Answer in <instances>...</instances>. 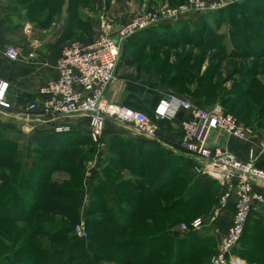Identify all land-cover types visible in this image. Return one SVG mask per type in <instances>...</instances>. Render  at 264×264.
Returning <instances> with one entry per match:
<instances>
[{
  "label": "rangeland",
  "instance_id": "1",
  "mask_svg": "<svg viewBox=\"0 0 264 264\" xmlns=\"http://www.w3.org/2000/svg\"><path fill=\"white\" fill-rule=\"evenodd\" d=\"M46 1L15 0V3L25 12V22L39 31H54L58 22L64 20L63 37L59 43L61 46L72 41H93L108 25L112 26L115 34L135 16L146 11L159 15L192 1L206 3L210 7L214 3H233L234 0ZM244 2L248 4L240 11L223 13L222 17L216 18L215 14L222 8L202 17L205 22L197 27L198 33L194 40H199V31L205 23L209 31L214 32L215 43L208 45L210 48L202 44H183L175 49L157 48L140 42L139 33L126 43L123 56L126 63L136 67V70L138 66L148 73L157 71L163 84L175 85L172 86L175 94L191 102L194 107L198 106L190 100L191 95L204 101L209 106L207 111L220 106L238 121L242 120L244 123L240 122L252 128L256 134H264V58L251 56L254 48H264V0ZM201 16H205L203 12H193L180 20L193 19L191 29H195L199 23L196 19ZM245 35L248 42L244 41ZM179 75L184 80L175 82ZM198 89L205 91L198 93ZM239 93L246 97H233ZM11 121L0 116V154L11 152L9 154L18 158L15 166L0 169V264H51L55 250L77 241L82 248L73 259L63 264H209L219 243L212 236L213 231L183 233L178 230L197 218L208 217L217 207L221 187L219 183L214 185L212 189L216 193H212V197L182 206V199L197 194L193 183L199 179V175H203L190 157L180 155L178 158L167 149H164L168 152L165 153L154 147L147 150L154 151L152 154L140 153L139 163L133 158L126 160L128 165L133 164L131 170L102 165L97 169L101 176L92 188L97 187L95 195L91 194L89 198L80 195L74 212L68 216H57L43 205L46 198L42 196V190L52 183H73L75 186L76 181L82 182L85 174L91 170L96 146L90 141L73 146L68 151V160L58 159L50 154L51 150L36 144V131L41 130V127L34 126L32 133L35 135L28 136V133L20 131L19 125L10 127L7 123ZM252 148L257 151L258 164L264 153L257 150L256 145L248 150L246 160L239 159L247 161ZM119 150L122 151L123 147H118ZM125 150L124 154L135 155L132 148L127 147ZM37 155L43 164L34 167L33 159ZM118 155L124 160V155ZM78 162H82V168H76ZM164 168L171 172L165 179L159 175ZM2 177L9 178L10 182H1ZM122 192L136 200L138 205L146 207V212L126 205ZM113 198L117 200V206ZM150 209L152 211L147 212ZM127 211L129 218L126 217ZM121 221H125L129 229L122 228ZM256 221L264 226V219L261 218L253 219L250 227ZM97 222L104 225L102 232L93 229ZM140 223L150 229L148 234H140L137 227ZM77 227L84 228V235L78 234ZM122 229L125 232H120ZM215 235L220 234L217 231ZM252 237L246 239L242 247L240 258L246 264H251L250 257L264 261L263 242L258 236ZM132 239L138 240L136 247L128 243ZM166 239L170 242L166 247H161ZM253 240L261 243L257 250L254 245L250 246ZM25 245L33 246L34 251L25 254ZM197 250L200 251L196 253ZM150 251H153V257L145 260L144 257Z\"/></svg>",
  "mask_w": 264,
  "mask_h": 264
},
{
  "label": "built area",
  "instance_id": "2",
  "mask_svg": "<svg viewBox=\"0 0 264 264\" xmlns=\"http://www.w3.org/2000/svg\"><path fill=\"white\" fill-rule=\"evenodd\" d=\"M244 1L246 0L214 3L210 7L206 3L192 1L159 15L146 11L135 16L116 35L112 26L108 25L93 41L66 43L57 59L58 77L39 89V95L44 99L42 110L37 112L36 104L29 107L30 112L35 114L32 118L48 122L72 117L85 119L90 137L96 143L100 142L106 123L114 121L161 144L158 127L144 113L115 107L106 98L117 79L126 42L140 32L176 23L193 12H203L206 15ZM6 55L12 61L19 59L18 52L13 47L8 48ZM28 57L32 59L35 55L30 53ZM6 89L7 84L0 82V106H3ZM181 109L191 113L193 117L192 122L185 124L187 133L181 140V147L203 175L219 183L221 194L218 206L206 217L207 220L197 218L189 225L181 226L178 231L191 233L205 227H214L233 200V222L227 233L219 239L217 250L209 264H246L236 252L250 216L264 215V167L256 164L257 151L253 148L249 151V159L242 161L222 148H210L207 142L212 129H220L239 140L254 139L256 132L220 106L207 111L174 95L161 100L154 109V115L158 120L172 119ZM49 117L52 120H47ZM66 130L67 127L57 128V132ZM256 146L257 150L264 153V141H259ZM83 230V227H77L80 236L84 235Z\"/></svg>",
  "mask_w": 264,
  "mask_h": 264
},
{
  "label": "crops",
  "instance_id": "3",
  "mask_svg": "<svg viewBox=\"0 0 264 264\" xmlns=\"http://www.w3.org/2000/svg\"><path fill=\"white\" fill-rule=\"evenodd\" d=\"M63 24L64 20H60L54 31L51 29L39 31L25 22V12L15 3V0H0V82L7 84L3 106H0V116L13 120L7 124L10 127H14L12 126L14 124L19 125L20 131L28 133V136L35 135L32 133L34 126L41 127V130L36 131L35 136L38 137L64 132L86 136L90 143L96 146V154L94 153L90 164L91 170L85 174L82 181V197L86 198L91 196L92 188L101 176L97 173V169L102 165L114 168L118 160H121L118 156V147L122 146L124 149L129 147L136 152L134 156L126 155L129 159L136 157L140 160V148L148 150L151 144H143L148 142H155L156 146L171 151L173 155L187 156L181 147V140L187 133L185 124L193 121L191 113L181 109L172 119H156L154 109L161 100L170 95L180 96L176 95L167 83L163 84L157 71L148 73L139 69L138 66L136 70V67L133 68L126 63L125 56L119 66L117 79L110 87L106 98L115 107H125L144 113L158 127L163 144L150 140L132 128L114 121L106 123L103 136L100 142L96 143L90 137V129L85 119L72 117L48 122L32 118L35 114L30 112V105L36 104L37 112L43 108L44 99L39 95V89L58 77L57 59L64 45L63 43L59 46L63 37ZM141 37L144 38L145 34ZM11 47L18 52L17 61L8 59L6 55L8 48ZM30 53H33L35 57L30 59L28 57ZM190 100H193L199 108H209L206 103L193 98ZM58 127H67L68 130L57 132ZM259 141H264V134L260 132H257L253 140L240 141L227 136L221 130L212 129L207 145L210 148L225 149L238 158L246 160L248 150ZM258 165L264 166V156L259 160ZM233 214L234 201L232 200L222 212L215 228L205 227L201 231L212 230V236H215L218 242L219 237L225 235L231 226ZM212 228L217 229L220 235H215L217 232Z\"/></svg>",
  "mask_w": 264,
  "mask_h": 264
},
{
  "label": "trees",
  "instance_id": "4",
  "mask_svg": "<svg viewBox=\"0 0 264 264\" xmlns=\"http://www.w3.org/2000/svg\"><path fill=\"white\" fill-rule=\"evenodd\" d=\"M48 1L49 0H47L45 3H50ZM94 1L96 3H102V0H94ZM246 4H248V3L244 2V3H239L236 5L234 4V5L225 7L224 9L220 10L217 14H215V16H216V18H218V16L222 17L223 13H230V12H234L235 10L240 11V10L245 8ZM206 16L207 15L197 17L196 20L199 21V23H198V25H196L195 29H191V27H192L191 24L194 23L193 19H184L183 21L180 20L177 23L168 24V25H164V26H160L157 28H152V29L140 32V36L142 34H145L144 38H142V37L140 38V42H143V44H145V45H154L157 48L169 47L172 49H175L179 46H182L183 44H188V46L189 45H199L200 46L201 44L203 46L204 45H206V46L213 45L215 43L214 38H213L214 32L209 31L208 25H206L205 23L203 26H201V30L199 31L200 32L199 40L198 41L194 40L196 34L198 33L197 27H200L199 24H202L203 22H205V18H202V17H206ZM228 19H229V17H228ZM135 36H137V35H134L132 37V39ZM243 38H244L245 42H248V37L246 35L243 36ZM129 41H131V38L127 42H129ZM125 46H126V44H125ZM125 46H124V51H125ZM211 49H213V48L211 47ZM251 56H252V58H257V59L264 58V48H262V47H261V49L260 48L259 49L254 48L253 51H251ZM123 58H124V56H123ZM175 79H176L175 82H180V81L184 80L183 76H180V75ZM172 86H175V85H172ZM172 86H170V88L173 89ZM203 90L204 89H198V93L202 92ZM239 91L242 92V90H239ZM191 97L195 100L200 101V102L202 101L200 98L199 99L196 98L197 96L194 97L191 95ZM233 97L238 98V99H243L246 96H243L242 94L240 95V93H239V95H236ZM221 102H222V100H221ZM203 103H205V102L203 101ZM219 105H221L224 108V106L221 103H219ZM240 121H242V120H240ZM1 129H3V127H1ZM35 140H36L35 141L36 144H38L40 147H42L48 151L51 150L50 154L55 156V158H58V159L60 158L63 160H65V159L68 160V158H69L68 151L73 146L82 145V144L89 142V140L87 139L86 136H82L80 134L71 133V132H69V133L68 132L54 133V134H51V135L46 136V137H38ZM154 143L155 142H148V143H143V144H151L150 148L156 147V148H158L157 150H163L164 151L163 148L156 146ZM146 152H148V154H150V153L152 154V152L154 153V151H147V149L143 150L142 148H140V153L146 154ZM155 152H158V151L155 150ZM9 153H11V152H9ZM9 153L6 152L4 154H0V169H10L12 166H15V164L18 163L17 156L11 155ZM124 153H126V150L124 148L122 151L119 150V154L124 155L123 156L124 160L118 155L121 160H118L116 168L131 170L132 169L131 166H133V164L130 166L126 163V160L127 159L130 160V159L127 158L126 154H124ZM165 153H168V152H165ZM171 155H173V154H171ZM174 156L178 157L176 155H174ZM135 160L137 163L140 162V160H137L136 157H135ZM33 163H34V167L41 165L42 162L39 159V155L36 156L35 160L33 159ZM81 164H82V162L76 163V168H82ZM34 167H33V169H34ZM262 167H264V166H262ZM116 168H113V169H116ZM108 171H110V170H108ZM170 173L166 170V168H164L161 170L159 175L160 176L162 175L163 178L165 179V177L169 176ZM199 176H200L199 179L193 183L194 189L197 190V194L193 197H187L186 199H182V203H181V204H183L182 206L186 207L192 202L201 201L205 197L206 198L212 197L213 196L212 193H214V194L216 193V192H213L212 188L214 187V185H217L218 182L216 180L208 177V176H205V175H199ZM1 182L7 183V182H10V180H9V178L2 177ZM47 183H48V181L46 182V184ZM76 183L77 184L75 186L73 183H70V184L69 183H62V185H59V183H52L50 186L48 185L43 190L40 189L43 192L42 196H44V198H46L45 203L43 205L50 208L49 210H51L50 211L51 214L57 215V216H68L69 214H71L72 212H74L77 209L79 201H80V195H82V182L78 183L76 181ZM43 184H45V183H43ZM78 184H80V186H79L80 188L76 187V186H78ZM96 189H97V187L93 189V191H92L93 195H95ZM108 189H110V188L108 187ZM220 192H221V188H219L218 193H220ZM122 197H124L123 200H124L126 205L130 206L133 209L140 210V211L143 210V212H146V207H144L143 205H138L136 200H133L131 197L126 195L124 192H122ZM218 197H219V194H218ZM113 200L115 203L117 202V200L115 198H113ZM218 203H219V201H218ZM117 205H118V202L115 204V206H117ZM217 206H218V204H217ZM151 211L152 210L150 209L147 212H151ZM129 215L130 214L128 212V214H126V217L129 218ZM261 218L264 219V215H256V217L254 215H251L250 218L248 219V222H247L246 227H245L244 235L241 239L238 250L236 252V254L239 257L242 255L243 243H245L246 239H249V240L253 239L252 236H258L260 238V241L263 242V245H264V236H262V233L264 231V226L260 225L258 223V221H256L255 224L250 227V225H251L250 223L252 222L253 219L261 220ZM27 220H29V219H27ZM29 221H31V220H29ZM87 223H88V221H87ZM89 223H88V225H89ZM120 225L122 228L123 227L127 228L126 226H128L125 223V221H121ZM102 227H104V225L102 226L98 222H97V225H93V229L95 228L97 230V232H102L101 231ZM137 227L140 230V234H148V231H150V229L146 226V224L140 223V225H138ZM127 229H129V228H127ZM120 232H125V231L122 229V230H120ZM252 233L254 235H251ZM46 236H48V235H46ZM253 241L250 242L251 243L250 246L254 245L256 248L255 250H257L258 247H261V243L256 242V241L253 242ZM130 242H131V246L135 245V247H136L138 240L132 239V241H128L129 244H130ZM169 242H170V240L166 239V241H164L161 244V247H166V245ZM140 243H141V241H140ZM33 248H34L33 246L25 245L23 247L24 253L25 254H31L34 251ZM81 248H82L81 244L78 241L75 243H71V244L67 243L66 245L55 250V253H53L51 264H63L65 261H67V260L69 261V260L73 259L75 257L76 252L79 251ZM199 251L200 250H197L195 252L197 253ZM153 255H154L153 251L152 252L150 251V253H148V255H146L144 258H145V260H148V259L150 260L151 257H153ZM175 257H176V255H175ZM251 260L254 262H252ZM249 262L251 264H264V261L255 260L253 257L249 258Z\"/></svg>",
  "mask_w": 264,
  "mask_h": 264
},
{
  "label": "water",
  "instance_id": "5",
  "mask_svg": "<svg viewBox=\"0 0 264 264\" xmlns=\"http://www.w3.org/2000/svg\"><path fill=\"white\" fill-rule=\"evenodd\" d=\"M47 120H52V117L47 118Z\"/></svg>",
  "mask_w": 264,
  "mask_h": 264
}]
</instances>
